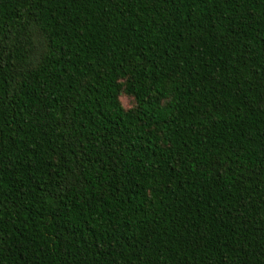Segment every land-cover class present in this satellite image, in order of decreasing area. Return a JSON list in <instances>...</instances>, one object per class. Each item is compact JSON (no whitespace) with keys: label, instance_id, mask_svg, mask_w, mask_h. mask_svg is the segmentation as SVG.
I'll return each instance as SVG.
<instances>
[{"label":"trees","instance_id":"trees-1","mask_svg":"<svg viewBox=\"0 0 264 264\" xmlns=\"http://www.w3.org/2000/svg\"><path fill=\"white\" fill-rule=\"evenodd\" d=\"M0 264H264V0H0Z\"/></svg>","mask_w":264,"mask_h":264},{"label":"rangeland","instance_id":"rangeland-1","mask_svg":"<svg viewBox=\"0 0 264 264\" xmlns=\"http://www.w3.org/2000/svg\"><path fill=\"white\" fill-rule=\"evenodd\" d=\"M122 102H123V104H124V106L126 108L131 107L132 106V103H133L132 100L130 98L126 97V96H123L122 97Z\"/></svg>","mask_w":264,"mask_h":264}]
</instances>
